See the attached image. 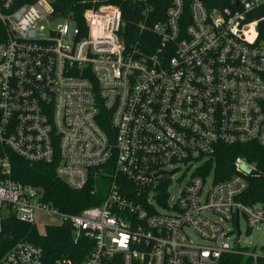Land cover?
<instances>
[{
  "label": "built area",
  "instance_id": "obj_1",
  "mask_svg": "<svg viewBox=\"0 0 264 264\" xmlns=\"http://www.w3.org/2000/svg\"><path fill=\"white\" fill-rule=\"evenodd\" d=\"M166 18L152 30L158 48L141 55L118 7L88 9L83 34L50 0H0V145L102 198L63 212L0 155V236L9 217L39 228L43 214L57 221L45 229L68 224L76 243H93L82 264H264V245L240 241L242 218L248 232L264 226V203L243 201L255 165L238 156L232 175L219 172L222 147L264 149V0H173ZM57 19L64 25L50 28ZM182 166L194 172L170 189ZM0 264L47 262L20 240Z\"/></svg>",
  "mask_w": 264,
  "mask_h": 264
},
{
  "label": "trees",
  "instance_id": "obj_2",
  "mask_svg": "<svg viewBox=\"0 0 264 264\" xmlns=\"http://www.w3.org/2000/svg\"><path fill=\"white\" fill-rule=\"evenodd\" d=\"M55 15L76 22L86 33L84 13L93 7L111 5L118 7L124 23L123 34L128 47L141 55H151L160 45V37L152 30L156 23L166 22V14L173 0H50ZM209 6L225 7L227 0H205ZM188 15V11H187ZM261 39H264V22L259 25ZM10 157L13 177L17 181L43 189L44 199L59 210L78 214L86 208L99 205L100 195H93L90 190H74L56 175V167L45 163H30L0 145V155ZM243 156L255 165L247 177L249 189L243 201L247 204L264 203V149L258 145L225 146L219 154V171L225 179L233 174L232 161ZM227 167V169H226ZM70 225L49 226L41 233L35 226L21 223L14 217L4 221L0 236V255L20 240L30 241L44 248L47 264H54L59 259H71L82 264L93 249L91 241L80 239L77 243ZM238 256L223 258L219 264H241Z\"/></svg>",
  "mask_w": 264,
  "mask_h": 264
},
{
  "label": "rangeland",
  "instance_id": "obj_3",
  "mask_svg": "<svg viewBox=\"0 0 264 264\" xmlns=\"http://www.w3.org/2000/svg\"><path fill=\"white\" fill-rule=\"evenodd\" d=\"M65 21L64 19H57L55 21H52L48 23V26L50 28L56 29L61 28L64 25ZM75 32V26L69 25V37L72 38ZM194 171L193 169L187 171L183 166L180 167V169L175 171V175L173 177V182L170 183V189H173L177 183L178 179L184 176V180L186 181L190 174H192ZM38 226L39 231L41 233H44L45 231V225L49 224H56L57 221L55 218L46 216V215H38ZM217 219V218H216ZM220 222L219 220H217ZM221 225L225 226L226 228H230L231 225L227 223L220 222ZM248 226L244 218L241 220V232L242 235L240 237V241L242 243L243 248H247L249 250L256 249V251H261L262 247L264 245V226H258L255 228L252 232H248ZM191 238L194 241H198L199 239L194 233H191Z\"/></svg>",
  "mask_w": 264,
  "mask_h": 264
},
{
  "label": "water",
  "instance_id": "obj_4",
  "mask_svg": "<svg viewBox=\"0 0 264 264\" xmlns=\"http://www.w3.org/2000/svg\"><path fill=\"white\" fill-rule=\"evenodd\" d=\"M244 171L247 172V173H250V170L247 169V168H244ZM240 235V231H238V236Z\"/></svg>",
  "mask_w": 264,
  "mask_h": 264
}]
</instances>
